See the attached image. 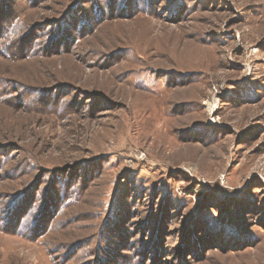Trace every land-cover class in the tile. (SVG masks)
Wrapping results in <instances>:
<instances>
[{"label": "rangeland", "instance_id": "1", "mask_svg": "<svg viewBox=\"0 0 264 264\" xmlns=\"http://www.w3.org/2000/svg\"><path fill=\"white\" fill-rule=\"evenodd\" d=\"M0 264H264V0H0Z\"/></svg>", "mask_w": 264, "mask_h": 264}]
</instances>
